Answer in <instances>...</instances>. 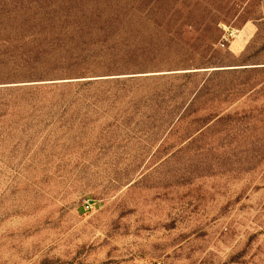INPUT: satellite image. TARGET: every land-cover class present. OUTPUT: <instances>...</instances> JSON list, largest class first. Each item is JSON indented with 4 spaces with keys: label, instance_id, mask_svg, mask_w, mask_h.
<instances>
[{
    "label": "rangeland",
    "instance_id": "374dc122",
    "mask_svg": "<svg viewBox=\"0 0 264 264\" xmlns=\"http://www.w3.org/2000/svg\"><path fill=\"white\" fill-rule=\"evenodd\" d=\"M0 264H264V0H0Z\"/></svg>",
    "mask_w": 264,
    "mask_h": 264
},
{
    "label": "built area",
    "instance_id": "2783aa9c",
    "mask_svg": "<svg viewBox=\"0 0 264 264\" xmlns=\"http://www.w3.org/2000/svg\"><path fill=\"white\" fill-rule=\"evenodd\" d=\"M225 29V33H224V36H223V47L226 46V43L229 42L232 38H235L236 37V32L234 30H230L228 28H224Z\"/></svg>",
    "mask_w": 264,
    "mask_h": 264
}]
</instances>
